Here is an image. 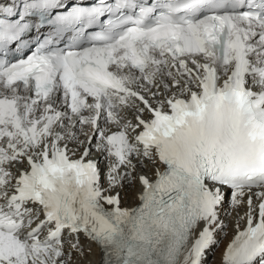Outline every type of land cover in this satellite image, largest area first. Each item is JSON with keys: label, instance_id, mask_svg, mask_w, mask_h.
I'll list each match as a JSON object with an SVG mask.
<instances>
[{"label": "snow or ice", "instance_id": "1", "mask_svg": "<svg viewBox=\"0 0 264 264\" xmlns=\"http://www.w3.org/2000/svg\"><path fill=\"white\" fill-rule=\"evenodd\" d=\"M223 189L264 264V0H0V264H202Z\"/></svg>", "mask_w": 264, "mask_h": 264}, {"label": "bare ground", "instance_id": "2", "mask_svg": "<svg viewBox=\"0 0 264 264\" xmlns=\"http://www.w3.org/2000/svg\"><path fill=\"white\" fill-rule=\"evenodd\" d=\"M129 118L132 119L131 114H129ZM80 139H83V136L80 137ZM95 143V141L93 142ZM75 147L74 144H70V148ZM94 151L95 148L93 147ZM82 151V150H81ZM97 152V151H96ZM77 155H80V152L77 153ZM97 157L100 161V165L105 173L103 183L107 184V178H106V172H107V162L104 159L103 154L97 152ZM135 163V161H133ZM147 163V162H146ZM150 167V166H149ZM142 171L141 166L137 165V168L135 170V173H140ZM134 173V174H135ZM138 185L135 181H125L124 186L122 188H117L115 191L120 192L121 201L123 206H130L132 203V194L136 191ZM225 201L223 205L220 208V218L225 221L227 227L223 232H218L216 235L217 240L219 241L221 237H224V243L220 248V252L216 253V255H213V248L217 244H213L211 247H209L206 252L204 253L202 257V264H208L211 262V264H223L222 256L223 252L226 249L227 244L234 238L236 234V223L238 222L240 224L241 229L245 226L244 220L237 221L235 219L236 217V211H233L230 209V206L228 201L230 199V192L229 190H225ZM245 208H241L238 211L241 215H243V212L245 211ZM231 211V215L228 213ZM201 224L199 227H202ZM197 233L199 231V228H197ZM226 234V237L224 236ZM80 245L83 249L82 252H78L73 250L72 254V264H102V253L98 246H95L93 242L88 240L84 235L80 234ZM68 245H65V250H68ZM90 249V250H89ZM213 256V257H212Z\"/></svg>", "mask_w": 264, "mask_h": 264}, {"label": "rangeland", "instance_id": "3", "mask_svg": "<svg viewBox=\"0 0 264 264\" xmlns=\"http://www.w3.org/2000/svg\"><path fill=\"white\" fill-rule=\"evenodd\" d=\"M224 236L226 237V234ZM224 240H225V238L224 237H221L220 240H219V242L214 246L213 251H212L213 252V255H216V253H219L220 248H221V246L224 243ZM208 264H211V262H209Z\"/></svg>", "mask_w": 264, "mask_h": 264}]
</instances>
